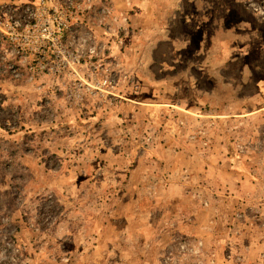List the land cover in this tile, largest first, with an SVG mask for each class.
<instances>
[{
  "label": "rangeland",
  "instance_id": "rangeland-1",
  "mask_svg": "<svg viewBox=\"0 0 264 264\" xmlns=\"http://www.w3.org/2000/svg\"><path fill=\"white\" fill-rule=\"evenodd\" d=\"M24 1L0 264H264V0Z\"/></svg>",
  "mask_w": 264,
  "mask_h": 264
},
{
  "label": "crops",
  "instance_id": "crops-1",
  "mask_svg": "<svg viewBox=\"0 0 264 264\" xmlns=\"http://www.w3.org/2000/svg\"><path fill=\"white\" fill-rule=\"evenodd\" d=\"M25 1L24 0H0V11L2 14H5L4 12H12L21 15L25 7Z\"/></svg>",
  "mask_w": 264,
  "mask_h": 264
},
{
  "label": "built area",
  "instance_id": "built-area-1",
  "mask_svg": "<svg viewBox=\"0 0 264 264\" xmlns=\"http://www.w3.org/2000/svg\"><path fill=\"white\" fill-rule=\"evenodd\" d=\"M10 22L7 23L8 31H5V34L7 38L10 39L12 42H17V36H19V32L17 30V27L19 26V23L15 19H10Z\"/></svg>",
  "mask_w": 264,
  "mask_h": 264
}]
</instances>
